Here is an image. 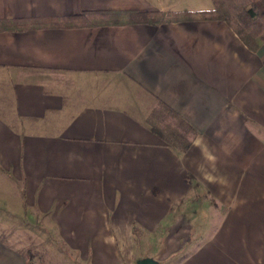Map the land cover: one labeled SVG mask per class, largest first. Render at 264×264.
<instances>
[{
    "label": "crops",
    "instance_id": "1",
    "mask_svg": "<svg viewBox=\"0 0 264 264\" xmlns=\"http://www.w3.org/2000/svg\"><path fill=\"white\" fill-rule=\"evenodd\" d=\"M213 7L0 0L41 22L0 30V177L76 263L264 264V42L182 17ZM0 264L27 256L0 237Z\"/></svg>",
    "mask_w": 264,
    "mask_h": 264
},
{
    "label": "rangeland",
    "instance_id": "2",
    "mask_svg": "<svg viewBox=\"0 0 264 264\" xmlns=\"http://www.w3.org/2000/svg\"><path fill=\"white\" fill-rule=\"evenodd\" d=\"M7 185L0 177V194L3 192L9 197H0V237L24 250L34 264H78L53 224L43 217L32 220V216L24 215L26 211L20 208V197L17 199L13 191L9 192Z\"/></svg>",
    "mask_w": 264,
    "mask_h": 264
},
{
    "label": "trees",
    "instance_id": "3",
    "mask_svg": "<svg viewBox=\"0 0 264 264\" xmlns=\"http://www.w3.org/2000/svg\"><path fill=\"white\" fill-rule=\"evenodd\" d=\"M213 2V8L195 12H185L182 17L225 20L249 47L256 50L262 45L264 42V0H213ZM179 15L172 13L168 18H179ZM141 18L145 21H153L148 15H144ZM123 20V18H116V21ZM94 22H96V19L89 12H82L63 20L65 25L70 26L92 24ZM40 23L38 21L27 22L13 19L0 20V30L38 26ZM32 257H30V259H32ZM27 264L34 263L32 260H28L27 257Z\"/></svg>",
    "mask_w": 264,
    "mask_h": 264
},
{
    "label": "water",
    "instance_id": "4",
    "mask_svg": "<svg viewBox=\"0 0 264 264\" xmlns=\"http://www.w3.org/2000/svg\"><path fill=\"white\" fill-rule=\"evenodd\" d=\"M137 264H160V262L151 256H139L137 258Z\"/></svg>",
    "mask_w": 264,
    "mask_h": 264
},
{
    "label": "clouds",
    "instance_id": "5",
    "mask_svg": "<svg viewBox=\"0 0 264 264\" xmlns=\"http://www.w3.org/2000/svg\"><path fill=\"white\" fill-rule=\"evenodd\" d=\"M195 146H201V141L200 140H197L195 142ZM201 152H202V155L206 158V159H209V160H212L214 159V157L212 156V153H211V150L208 148L207 145H204L203 147H201Z\"/></svg>",
    "mask_w": 264,
    "mask_h": 264
}]
</instances>
